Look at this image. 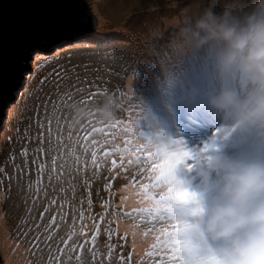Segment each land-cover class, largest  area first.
Listing matches in <instances>:
<instances>
[{
  "label": "snow or ice",
  "instance_id": "1",
  "mask_svg": "<svg viewBox=\"0 0 264 264\" xmlns=\"http://www.w3.org/2000/svg\"><path fill=\"white\" fill-rule=\"evenodd\" d=\"M15 4V10L9 13L0 8V84L5 80L13 84L22 80L27 61L32 59L35 63L34 54L38 56V50L43 47L71 43L73 40L90 44L99 42L100 38L89 31L86 18L76 10L70 0H15ZM152 59L156 60L157 55L153 54ZM178 72L179 78L175 87L169 84V97L189 86H195L201 92L214 90L219 86L213 79L211 60L204 54L186 58L179 65ZM91 95L95 96L97 93ZM183 109L189 117V139L184 136L164 137L162 133L146 134L141 128L142 110L138 119L131 120L122 128H118L121 121L107 124L105 128H97L94 126L97 121L91 120L78 130H73L67 125L66 135L64 126L59 121L54 133L53 122L51 118H47V112V125L43 120L37 119V147L33 150L31 158L28 148L24 147L20 152L22 163L15 164L13 157L12 174L5 170L0 175L10 182L17 180L25 201L30 197L32 206L42 200L47 201L44 211L39 213L41 221L55 207L49 224L51 230L58 228L57 217L63 221L68 214L64 201L58 200L59 193L67 194V189L63 187L66 177L76 181L82 180L80 186L87 191V220L91 221L90 224L86 222L83 201L78 209L69 204L68 211L73 214V223L67 238H61L53 248L48 243L52 239L51 232L45 237V245L49 249L48 264H84L82 256L86 249L91 256V264H105L103 258L97 261L98 237L102 234L101 224L105 221L107 223L103 228V235L106 236L104 247L108 253V264H111L115 248H123L128 241L127 230L123 235L120 234L121 217L135 218L136 215H139L142 222L151 225L142 231L145 241L151 238L148 244L150 250L145 253L148 264H214V247L197 228V217L193 214L194 201H202L203 196L190 188L184 190L187 192L186 198L180 196L176 187L179 183L177 173L181 170L191 172L202 155L210 151L223 150L227 154L232 152L233 157L250 155L253 151L251 133L246 137L238 133L235 126L221 125L219 121L210 129V134L201 139L200 117L209 111L203 105ZM177 117L178 112L171 111L173 123H176ZM65 123L67 124L66 119ZM105 129L114 131L107 132ZM261 130L264 131V127ZM25 139L29 144L33 142L31 137ZM141 140H146L147 143L141 144ZM153 146L156 151L152 150ZM117 156L120 158L119 167L125 171L134 163V157L135 163H144L142 171L158 172L159 175L150 186V194H144L145 199L141 201L144 206L133 207L130 211L124 207L126 198L123 196L120 203L113 208L112 185L110 181H106L104 187L108 192V199L102 200L100 206L103 211L98 213L100 220L97 221L91 215V181L98 177L99 170L107 165L109 159L111 169H116ZM125 159L127 165L124 163ZM109 175L115 179L119 172L113 176L110 170ZM25 177L28 178L26 182ZM135 182L134 177L133 183ZM74 187L75 185L73 190ZM124 187L127 188V185ZM143 187L149 188V185ZM51 192H56L57 196L50 198ZM74 202L73 196L72 203ZM77 211L80 221L78 231L75 227ZM135 227L139 229L140 225ZM114 236L117 244L113 243ZM132 236L134 251L137 232L133 231ZM39 245L40 237L36 236L32 246L39 250ZM118 264H132V252L130 251L127 257L121 254ZM138 264H145V258L141 257Z\"/></svg>",
  "mask_w": 264,
  "mask_h": 264
},
{
  "label": "rangeland",
  "instance_id": "2",
  "mask_svg": "<svg viewBox=\"0 0 264 264\" xmlns=\"http://www.w3.org/2000/svg\"><path fill=\"white\" fill-rule=\"evenodd\" d=\"M83 1L87 6L86 16L91 18L89 31L100 38L99 42L90 44L73 40L71 43H59L44 51L39 49V55L34 54L35 63L32 59L28 61L21 86L14 94L13 100L6 106L0 123V173L6 170L8 174H12L14 167L12 158L15 157V164H21L23 158L20 152L24 147L28 148L29 158H31L33 150L37 147L35 137L38 133V118L43 120L45 125H47V118H51L54 133L57 121H59L64 126L66 135L67 125L73 130H78L91 120L97 121L94 125L97 128H105L107 124L121 121L118 128H122L129 123L130 117L135 116L138 119L142 110L141 127L143 131H146L145 128L150 126L146 123L147 115L154 118L157 116L151 114L149 105L144 106L142 101L151 103L146 96L154 100V89L160 86V81L167 83L163 85V89L166 90L169 89V84H172L174 88L178 82V68L185 58L173 65H170L167 60L175 62L174 57L163 60L160 58L161 50L172 34L171 24L166 27L164 24L166 21L172 23L173 18L179 12L178 0ZM153 54L157 55L156 60L152 59ZM151 77L154 81L151 83L152 87H149L147 78ZM128 82L133 85V90L128 88ZM189 88L195 93L199 91L200 97L206 99L207 94L217 87L214 90L201 92L195 86H189L175 94V98L180 99L182 93ZM91 93H97V95L92 96ZM19 106L20 110L17 114L14 111ZM205 108L209 112L200 117L199 131H204V133L200 132L201 139L206 134H210V129L219 121L221 125L233 126L232 122L224 118L222 114L218 115L213 112L207 103ZM45 112H47V118ZM157 118L161 119V115ZM262 127L264 126L255 127L246 132L236 128L238 133L246 137L251 133L250 138L254 150L262 147L260 144V141L264 139ZM178 130L177 123L157 120L155 126L146 133L152 131L154 134L162 133L164 137L176 138ZM105 131L111 132L114 129H105ZM189 131L190 129L186 130V139H189ZM26 137H31L33 142L29 144ZM140 143H147V141L141 140ZM137 155L146 154L137 153ZM228 155L233 156V153L228 152ZM115 159L117 160L116 169H111V159H109L107 165L99 170L98 177H94L91 181V215L97 221L100 220L98 213L103 211L100 206L101 202L108 199V192L104 187L106 181L111 182L112 206L115 208L119 204L120 190L125 185L130 183L136 189L149 185L150 189L151 184L155 183V177L159 175L158 172L142 171L145 167L144 163H135L134 157V163L128 166L127 171L119 167V156ZM124 163L127 165V159ZM110 170L113 176L116 172H119V175L112 179L109 175ZM181 171L177 173L179 177ZM193 175L192 171L183 170L181 177L189 178ZM89 176H91V166ZM134 177L135 183H133ZM24 179L26 182L28 178ZM32 179H35L34 169ZM81 184L82 180L76 181L71 177H66L63 187L67 189V194L59 193L58 200L64 201L65 211L68 214L63 221L57 217L58 228L51 230L49 224L56 210L55 207L41 221L39 213L44 211L47 201L42 200L36 206H32L30 197L27 202L25 201L17 180L10 182L0 175V224L6 220L9 225L7 236L0 232V264H48L49 249L45 245V237L51 232L52 239L48 243L53 248L61 238H67L73 223V214L68 211L69 204L78 209L80 202L83 201L86 222L90 224L91 221L87 220L89 215L87 191L80 186ZM73 185H75L74 190ZM198 185V179L194 180L193 188L190 189L192 191L201 190ZM53 196H57V193L51 192L50 198ZM73 196L75 197L74 203H72ZM128 210L130 211L131 208ZM76 217L75 227L78 231L80 228L78 211ZM120 222L130 226L132 230L138 231L141 235L143 229L151 226L142 222L139 215L135 218L121 217ZM106 223L105 221L101 224L102 234L98 237L97 261L103 258L105 264H108V253L104 247L106 236L103 235ZM136 225H140V228L137 229ZM156 226L159 227V225ZM120 234L123 235L124 232ZM36 236L40 237L39 250L32 246L33 238ZM131 242V232L128 231L127 244L123 248L119 246L115 248L111 264H118L120 255L127 257L130 251L132 252V264H138L141 257H144L145 264H148V258L145 256V253L150 250L148 246L142 254H139L133 251ZM113 243L117 244L115 236ZM217 246L219 245L213 247ZM11 258H13L12 261H10ZM82 260L84 264H91V256L87 249Z\"/></svg>",
  "mask_w": 264,
  "mask_h": 264
},
{
  "label": "clouds",
  "instance_id": "3",
  "mask_svg": "<svg viewBox=\"0 0 264 264\" xmlns=\"http://www.w3.org/2000/svg\"><path fill=\"white\" fill-rule=\"evenodd\" d=\"M177 7L161 60L208 56L219 83L206 96L208 107L241 131L264 126V0H178ZM260 144L243 157L204 153L192 177H179L180 196L197 179L210 193L194 201L193 214L219 245L214 264H264V139Z\"/></svg>",
  "mask_w": 264,
  "mask_h": 264
},
{
  "label": "trees",
  "instance_id": "4",
  "mask_svg": "<svg viewBox=\"0 0 264 264\" xmlns=\"http://www.w3.org/2000/svg\"><path fill=\"white\" fill-rule=\"evenodd\" d=\"M168 24H171V21H169V22L166 21V24H164V26L166 27ZM191 56L192 55L187 56V57H185V59L188 57H191ZM168 58L170 59L171 57H168ZM177 61H180V60L175 59V62H170L167 60V62L170 65H173ZM147 79H149V78H147ZM147 81H148L149 87H152L151 86L152 82H149V80H147ZM165 84H167V83H162V81H160V86L158 88L155 87V89H154V95H155L154 100L150 96H146L147 98L150 99V101H151L150 104H148L147 102H143V101H142V103L144 106L149 105L150 109H152V108L157 109L155 111V114L157 117H158V115H161V119H159L157 117H155V119L157 118L156 120H158L160 122L163 120L165 122L172 121L171 111H177L178 117H177L176 123L179 126V130L177 131V133L181 134L182 130L185 128V126L187 127L188 121H189L188 114L183 108L188 107L189 109H191V108L195 107V106H193V104L191 102L186 100V97H188L189 99L195 101L196 103H198L200 105H203L207 101V99L201 100L200 99V92L198 91L195 93L191 89H188L184 93H182V97L180 99H178V98L176 99L175 94L172 97H169L167 95V93L169 92L170 89H168V90L163 89V85H165ZM133 89L134 88L132 86L131 90H133ZM170 98H171V100H170ZM144 114H146V113H144ZM130 121H131V119L128 120V122H130ZM182 174H183V170L179 173L180 177L182 176Z\"/></svg>",
  "mask_w": 264,
  "mask_h": 264
},
{
  "label": "bare ground",
  "instance_id": "5",
  "mask_svg": "<svg viewBox=\"0 0 264 264\" xmlns=\"http://www.w3.org/2000/svg\"><path fill=\"white\" fill-rule=\"evenodd\" d=\"M53 46L54 45L47 46L46 48H41V49L44 51L45 49L52 48ZM26 66H27V64H26ZM148 80H149V82H153L154 81V78L151 77ZM20 86H21V82L18 85L17 90H18V88ZM132 86L133 85L130 82H128V88H131ZM12 100H13V98L11 99V101ZM186 100H188L189 102H191L193 104V106H195L196 108H198V107L201 106L200 104H198L195 101L189 99L188 97H186ZM203 106L204 107L206 106L205 103L203 104ZM19 110H20V106L14 112H17V114H18L19 113ZM156 110H157L156 108H152L150 113L151 114H155V111ZM3 114H4V112H3ZM2 117H3V115H2ZM130 119L131 120H134V119H137V118L135 116H132V117H130ZM1 120H2V118H1ZM156 121L157 120L154 117H152L151 115H147L146 123L148 125H150V126L148 128H145V129L150 130L151 128H153L155 126V122ZM146 131H145V133H146ZM200 132L201 133H204L203 130H201ZM146 134L152 135L154 133L152 131H148ZM152 150L155 151L156 150V147L153 146V149ZM145 193L150 194V189L149 188H144L143 186H141V187H139V188L136 189V188H134V185H131L130 183H128L127 184V188L123 187L120 190V196H119L118 202L120 203L121 196H123V197L126 198L125 205H124L125 209L128 210V209L133 208V207H143L144 204H142L141 201L145 199V196H144ZM7 226H9V225L7 224L6 220L4 222H2V224H0V232H2L3 234H5V236H7V234H8L7 233ZM125 230L131 232V239H132L131 244L133 246V236H132V233H133V231H136V230H132L130 226L125 225L122 222H120V232H123ZM136 232H137V236H136L135 239H136L137 245L135 244V252H137L139 254H142L145 251V248L148 246V243L151 240H150V238H148V240L145 241V239L143 238V236L138 231H136ZM6 244H8V243H6ZM12 260H13V258H11L10 261H12ZM10 261H9V263H11Z\"/></svg>",
  "mask_w": 264,
  "mask_h": 264
},
{
  "label": "water",
  "instance_id": "6",
  "mask_svg": "<svg viewBox=\"0 0 264 264\" xmlns=\"http://www.w3.org/2000/svg\"><path fill=\"white\" fill-rule=\"evenodd\" d=\"M70 2L75 6L76 10L79 11L86 18L88 29H90L91 28V21H90L91 18L86 16L85 9H87V6L85 2L83 0H70ZM0 8H3L6 13L14 11L16 8L15 0H0ZM46 47H43V48H46ZM20 82L21 80L13 84L10 81L5 80L3 84H0V123L2 121L1 118H2L3 112L6 106L9 104V102L13 98L14 94L17 92V87L20 84Z\"/></svg>",
  "mask_w": 264,
  "mask_h": 264
}]
</instances>
